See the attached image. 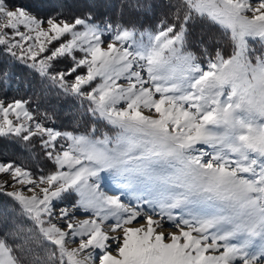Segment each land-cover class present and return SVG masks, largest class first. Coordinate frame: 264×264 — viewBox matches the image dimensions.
Returning <instances> with one entry per match:
<instances>
[{"label":"snow or ice","instance_id":"snow-or-ice-1","mask_svg":"<svg viewBox=\"0 0 264 264\" xmlns=\"http://www.w3.org/2000/svg\"><path fill=\"white\" fill-rule=\"evenodd\" d=\"M125 4L157 7L0 0V139L36 164L0 160V264H264V0H166L151 28ZM17 68L71 127L9 95Z\"/></svg>","mask_w":264,"mask_h":264},{"label":"trees","instance_id":"trees-1","mask_svg":"<svg viewBox=\"0 0 264 264\" xmlns=\"http://www.w3.org/2000/svg\"><path fill=\"white\" fill-rule=\"evenodd\" d=\"M12 2L25 7L30 5L35 6L31 10L35 11L38 9V14L44 16L51 14L54 10H57V6L61 4L69 5V8H67L66 11L71 10L77 14L81 11V9L76 7L79 0H12ZM91 2L95 4L97 17L102 19L104 17L115 18L119 13V6L124 3V0H91ZM152 2L157 6L154 8L152 14L131 11L127 7V4H125L124 21L126 23L135 22L146 28L154 26V17H159L167 12L168 9L166 6V0H152ZM209 36H222V30L219 27L208 23H198L193 29L191 39L195 45L201 37H203L206 41ZM13 71L15 75L9 92L10 96L18 98L32 96L34 100L39 97L42 108H50L51 105H57L59 108V118L57 123L62 124L66 128L71 127V121L75 119V114L73 113L70 102L65 104L51 97L46 100L45 97L40 94L41 85L35 78L32 77L30 73L22 68L13 69ZM66 112H68L69 115H65ZM29 154L30 153L24 150V146L22 144L10 142L8 139H0V160H19L21 163L29 164L34 168L36 167V164L32 159H29Z\"/></svg>","mask_w":264,"mask_h":264},{"label":"rangeland","instance_id":"rangeland-1","mask_svg":"<svg viewBox=\"0 0 264 264\" xmlns=\"http://www.w3.org/2000/svg\"><path fill=\"white\" fill-rule=\"evenodd\" d=\"M253 46L256 47L258 51L260 50V44L259 43H254ZM10 118H13L14 119V117H10ZM7 179H9V177L6 174H0V184H2ZM43 186H46V185H42V187ZM114 186H118V184H114V181L111 178H109L108 174H105L104 180L102 182L103 189L106 192H108L109 194H117L119 191H121L120 186H118L119 189L114 188ZM9 190H11V189H9ZM29 195H31V193H29ZM123 198L124 199H127V196H125ZM86 218H88V217L85 216V215H78L77 216V219L78 220H83V219H86ZM164 230L165 231H168V232L176 231V229L174 227H171V226H166ZM68 246L70 248L71 247H75V244L70 242Z\"/></svg>","mask_w":264,"mask_h":264},{"label":"bare ground","instance_id":"bare-ground-1","mask_svg":"<svg viewBox=\"0 0 264 264\" xmlns=\"http://www.w3.org/2000/svg\"><path fill=\"white\" fill-rule=\"evenodd\" d=\"M110 178V177H109ZM114 184H116V183H114ZM119 186V185H118ZM118 186H114V188H117V189H119V187Z\"/></svg>","mask_w":264,"mask_h":264}]
</instances>
